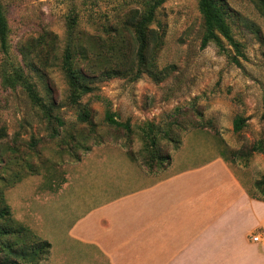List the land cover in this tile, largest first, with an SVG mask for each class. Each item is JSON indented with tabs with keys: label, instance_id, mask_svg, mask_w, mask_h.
I'll use <instances>...</instances> for the list:
<instances>
[{
	"label": "rangeland",
	"instance_id": "rangeland-1",
	"mask_svg": "<svg viewBox=\"0 0 264 264\" xmlns=\"http://www.w3.org/2000/svg\"><path fill=\"white\" fill-rule=\"evenodd\" d=\"M0 1L10 30L9 56L0 54V193L15 223L0 220L8 231L0 244L16 251L18 264H54L48 241L37 234L36 212L50 208L70 165L93 146L120 144L156 167L186 133L200 129L238 172L252 174L256 193L254 183L264 176V0H215L240 49L223 39L227 54L215 44L202 48L198 0H166L150 25L163 44L149 65L135 60L129 73L109 79L100 56L121 36L131 41L126 14L143 10L147 0ZM70 31L75 66L88 71L93 64L96 72L86 80L91 92L76 103L63 70ZM132 51L119 49V64L124 53L134 60ZM81 109L90 113L84 123ZM108 111L128 128L108 124ZM237 117L245 121L240 132ZM21 225L26 231L15 234Z\"/></svg>",
	"mask_w": 264,
	"mask_h": 264
},
{
	"label": "crops",
	"instance_id": "crops-1",
	"mask_svg": "<svg viewBox=\"0 0 264 264\" xmlns=\"http://www.w3.org/2000/svg\"><path fill=\"white\" fill-rule=\"evenodd\" d=\"M212 139L186 133L154 171L120 144L93 146L36 212L53 263L264 264V200Z\"/></svg>",
	"mask_w": 264,
	"mask_h": 264
},
{
	"label": "trees",
	"instance_id": "trees-1",
	"mask_svg": "<svg viewBox=\"0 0 264 264\" xmlns=\"http://www.w3.org/2000/svg\"><path fill=\"white\" fill-rule=\"evenodd\" d=\"M166 0H147L144 3L145 7L143 10L140 9H129L126 14L125 25L129 30L131 35V41L129 39L121 36L119 40L115 43V47L111 48V51L107 56L103 53L101 54V59L106 63L103 67L109 65V67L104 68L101 71L102 76L109 79L112 77H117L121 74L129 73L130 64L133 61H138L140 66L149 65L151 60V56L155 53L156 50H159L163 44V34L160 33L157 29L150 28V25L156 18L157 10ZM199 11L203 18V37H202V48L207 47L210 44H215L220 52L225 53L226 49H224L222 40L228 41L235 47L236 53H240V49L238 48V44L233 38L232 31L230 26L226 21L225 13L221 11L215 0H198ZM72 28V26H71ZM9 26L6 14L4 12L3 5L0 1V54L7 59L9 56ZM42 42H46V39L43 38ZM49 42V41H48ZM34 47L35 45L32 44ZM75 47L74 39L72 38V34L70 31L69 40L66 47L63 70L72 90V98L73 102L76 103L77 100L84 94H88L91 92L92 88L86 84L87 78H92L96 75L94 71L93 64L89 65L88 71L80 70L74 64V54L73 49ZM119 49H133L131 55L134 58L129 60L127 53H124V64H119ZM227 54V52H226ZM229 58L233 59L235 62H238V59L234 56L228 55ZM139 74V73H138ZM23 83V86H27L26 81L24 80V75H18ZM139 75L137 76V78ZM4 82L9 83L12 82V79L9 77H4ZM31 95L33 91L29 86H27ZM90 113L86 109H81L78 114V119L81 123L88 121ZM106 121L108 124L116 127H125L128 128V125L122 123L115 119L114 113L107 112ZM244 119L242 117H237L234 121V131L240 132L244 126ZM182 141L177 145V147L173 150H177L181 146ZM260 146V145H259ZM92 148V147H91ZM91 148L87 149L88 152ZM262 148V146L260 147ZM85 152V153H86ZM128 155L131 159L136 160L135 157L127 151ZM154 154V153H153ZM156 154V153H155ZM154 154V155H155ZM82 156L78 157L76 161H79ZM171 155L169 156V160ZM168 160V162H169ZM137 161V160H136ZM167 162V163H168ZM166 163V164H167ZM165 165L153 166L151 163L148 165V162L145 163L147 165V169L150 171H154L157 168H164ZM144 165V166H145ZM163 166V167H162ZM62 182H65V179H62ZM256 193L252 194L257 199L264 200V176L258 179L255 183ZM11 218V210L4 199V196L0 193V220L7 221L12 226L10 228H14V221ZM26 229L24 226H19L18 231L14 229L15 234H22ZM8 231L4 226H0V235L7 234ZM47 247H51L50 243L47 242ZM0 264H18L17 260L12 259V256H16V251L9 248L8 245L1 243L0 244Z\"/></svg>",
	"mask_w": 264,
	"mask_h": 264
},
{
	"label": "built area",
	"instance_id": "built-area-1",
	"mask_svg": "<svg viewBox=\"0 0 264 264\" xmlns=\"http://www.w3.org/2000/svg\"><path fill=\"white\" fill-rule=\"evenodd\" d=\"M252 240H253V241H259V236H257V235L253 236V237H252Z\"/></svg>",
	"mask_w": 264,
	"mask_h": 264
}]
</instances>
